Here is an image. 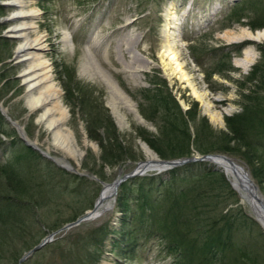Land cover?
<instances>
[{
  "label": "rangeland",
  "instance_id": "1",
  "mask_svg": "<svg viewBox=\"0 0 264 264\" xmlns=\"http://www.w3.org/2000/svg\"><path fill=\"white\" fill-rule=\"evenodd\" d=\"M8 1L10 0H0V107L11 121L23 127L29 140L39 139L41 144L38 147L45 149V133L41 132L38 136V125L35 122L37 113L29 115L26 104L27 87L23 82L22 71L28 64L17 60L20 39L8 32L17 24V21L10 18L14 7ZM239 1L241 0L29 1L27 8L38 13L33 20L35 30L31 35L40 36L44 40L41 58L50 68L51 79L68 107L69 125L80 144H83L85 137L90 142V146H83L84 156L80 166L77 167L74 163L77 167L75 170L84 174L67 170L30 147L34 151L31 154L19 128L7 120L0 110L4 123L2 129L5 130L0 135V161L10 165L21 157L23 167L34 170L29 175L33 177L32 180H43L48 185L47 188L52 187L49 186L52 185L50 183L56 182L54 194L44 191L45 202L35 209L44 226L47 223L52 225L56 218H69L76 212L81 216L92 209L104 189V182H114L134 170L137 161L147 160L146 146L162 159L135 132L136 128H143L148 130L152 138H161L162 130L161 124L159 127L157 123L158 119L151 121L142 113L144 110L152 116L150 114L154 102L149 96L152 93L147 91L154 86L152 83L165 80L166 86L163 87L176 97L184 110L193 106L200 116L209 120L215 130L228 131L226 116L241 111L239 82L244 80L260 59V45L264 46V28L251 29L246 24L247 19H243L245 23L231 20L230 10ZM66 31L69 34L68 44L63 40ZM257 34L260 38L254 39L252 36ZM239 45L241 48L237 50ZM168 49L177 52L178 61L183 66V75L177 73L171 76L166 68L165 54ZM246 50L254 55L251 63H245ZM86 64L89 66L88 71L84 69ZM103 74L114 79L129 94L142 121L133 111L121 108L120 112L125 120L119 122L112 110L111 93ZM102 107L108 109L118 134L124 140L123 144L127 148H133L138 160L127 158L112 166L102 161L99 144L89 138L87 132L88 114L93 116L95 111L102 112ZM58 155L60 154L52 152V156ZM233 157L241 160L242 162H238L251 172V166L245 159L241 156ZM170 170H152L147 175H162L167 178ZM131 179L133 178L127 180ZM73 180L79 181L76 183ZM90 180L97 184H91ZM254 180L257 182L255 178ZM259 188L264 196L263 188ZM119 190L120 187L114 195L111 209L84 221L90 223L89 227L109 222V229H115L106 237L97 264H170L171 257L165 253L164 244L158 237L144 240L130 257L117 254L112 242L121 234L116 232L120 228L119 219L117 227L113 225L117 216H121L117 204ZM234 190L238 193L242 207L256 219L252 206L243 201L240 193L235 188ZM90 202L94 203L89 207ZM25 213L23 211V216ZM261 227L264 230L262 225ZM55 230L45 228L47 233L41 237L39 224L31 226L27 234L13 241L15 249L22 250L23 256ZM67 231L58 233L55 237L64 235ZM36 241L39 242L30 249H25L28 243ZM44 248L45 246L38 251L40 254L37 255L36 252L30 257L36 255V261L30 264H63L61 250ZM7 256L0 264L14 263L11 254Z\"/></svg>",
  "mask_w": 264,
  "mask_h": 264
},
{
  "label": "trees",
  "instance_id": "2",
  "mask_svg": "<svg viewBox=\"0 0 264 264\" xmlns=\"http://www.w3.org/2000/svg\"><path fill=\"white\" fill-rule=\"evenodd\" d=\"M230 15L231 20L242 23L247 19L246 24L253 30L262 29L264 0H241L232 7ZM240 48L239 45L237 50ZM260 51V59L239 82L241 111L226 116L227 132L215 130L193 106L184 110L176 97L163 87L166 82L162 80L152 83L154 86L147 90L152 93L149 96L154 104L150 115L154 118L146 111L142 112L151 121L158 119L161 138H152L143 128H136V135L162 159L211 153L241 156L251 166L253 178L264 190L263 45H260ZM2 124L0 114V135L5 131ZM87 132L88 137L99 144L105 164L112 166L127 158L139 159L133 148L123 144L124 140L107 108L102 107V112L95 111L93 116L88 114ZM28 149L33 154L34 151L30 147ZM205 163L175 167L167 178L144 175L121 184L117 198L121 212L120 228L116 231L121 234L112 242L118 255L130 257L144 240L158 237L164 244L165 253L171 257L170 264H264L263 228L242 207L238 193L225 173ZM33 172V169L23 167L21 157L10 165L0 161V261L11 254L13 264L18 263L23 251L15 249L13 241L27 234L31 226L39 224L42 237L47 233L45 228L55 230L80 216L76 212L72 217L56 218L52 225L47 223L44 226L35 209L45 202L44 191L54 194L56 182L47 188L43 180H32L29 175ZM90 183L97 184L92 180ZM89 225L83 222L71 228L44 249L61 250L63 264H97L106 237L115 229H109V222ZM37 242H26L25 249H30ZM34 257L23 264L36 261Z\"/></svg>",
  "mask_w": 264,
  "mask_h": 264
},
{
  "label": "bare ground",
  "instance_id": "3",
  "mask_svg": "<svg viewBox=\"0 0 264 264\" xmlns=\"http://www.w3.org/2000/svg\"><path fill=\"white\" fill-rule=\"evenodd\" d=\"M30 0H10L7 3L14 7V12L11 13L10 18L17 21L9 29L11 36L18 37L20 44L17 47V60L19 62H27V67L22 71L23 82L26 84V104L29 108V115L35 114V122L38 125V136L41 132L45 133L43 145L46 147L42 149L46 154L52 156V152L60 154L53 156L57 162L63 164L71 169H77L80 166L81 160L84 156V147L90 146L87 137L83 139V144H80L75 131L69 125L70 112L68 107L65 106L62 97L59 93L57 86L53 83L50 75V68L46 61L42 60V50L44 49V40L40 36L32 37L31 33L35 30L34 18L38 13L33 9H28L27 6ZM63 40L65 44L69 43V34L64 33ZM254 39H259L260 35L252 36ZM165 62L166 68L173 74L180 73L183 75V70L180 62L178 61L177 52L171 49L166 50ZM42 57V58H41ZM254 55L245 51V63H251ZM164 61V60H163ZM84 65V64H83ZM85 71L89 70L88 64L84 66ZM168 71V72H169ZM111 93L110 104L114 114L118 117L119 122H124L125 116L122 114L121 108H126L133 111L138 119L142 121V117L137 113L136 105L132 98L125 92L119 84L107 76L102 75ZM181 78V77H180ZM16 123V122H15ZM21 133L23 127L16 123ZM24 137L32 142L34 145L41 144L39 139L35 141L29 140L26 135ZM147 160L150 162L149 170L162 169L163 165L157 155L147 146L145 147ZM77 164V167L74 166ZM213 164L218 165L228 176L233 187L240 193L242 200L247 201L253 208V212L258 220L264 227V210L257 200L250 194L249 182L246 180L245 171L247 168L237 161L238 166L223 156L215 158ZM241 166V167H239ZM251 178H253L250 172ZM115 195V188L112 185H107L101 192L99 198V205L96 209L97 212L111 209L113 198Z\"/></svg>",
  "mask_w": 264,
  "mask_h": 264
},
{
  "label": "water",
  "instance_id": "4",
  "mask_svg": "<svg viewBox=\"0 0 264 264\" xmlns=\"http://www.w3.org/2000/svg\"><path fill=\"white\" fill-rule=\"evenodd\" d=\"M0 110L2 111L3 115L7 118V120H9L12 124L16 125V123L14 121H11V119L6 115V112H5V110L2 107H0ZM24 134H25V132L23 131L22 132V139L25 141V143L28 146H30L31 148H33V149L37 150L38 152H40L44 157H46V158H48L50 160H53L54 162H56L62 168L74 171V172L79 173V174H84V173H80V172H78L75 169H71V168H69V167L57 162L56 159L53 156H51L49 154H46L40 147H38V146L34 145L32 142L28 141L24 137ZM220 156L228 158L229 160H231L235 164V166L239 165V164H237V161H240L239 159H237V158H235L233 156L227 155V154H220V153H212V154H205V155H193V156H187V157H184V158H175V159H160V162L163 165L162 169L167 170V169H171V168L178 167V166H183L185 164H189V163H193V162H211L212 163V161H214L215 158L220 157ZM136 164H137V166L135 167L134 170H132L131 172L126 173L123 176L117 178L114 182H112V183L104 182L103 183L104 187L107 186V185L114 186L115 195H116L120 185L124 181H126L129 178H133V177H136V176H143V175H146V174L149 173L148 170H149L150 162L148 160L137 161ZM214 165L216 166L217 169L222 170L218 165H216V164H214ZM239 167H241V166H239ZM156 170H157V172H161L160 171L161 169H156ZM244 171H245V176L247 177L246 180L249 182V186H250L249 192H250V194L257 200V202H259V204L261 205V208L264 210V196H263V194H262V192H261V190L259 188V185L257 184V182L253 178H251L250 170L248 169V167H247V170H244ZM99 198H100V196H99ZM99 198L95 202L94 207L92 209L87 210L83 215L79 216L75 220L70 221V222L64 224L63 226H61L60 228H58L57 230L51 232L49 235H47L45 238H43L38 244H36L34 247H32L27 252H25L24 255L19 259L18 264H23L33 254H35L36 252L41 250L49 242H52L54 240L56 234L61 233V232H65V231H67V230H69V229L81 224L82 222H84L86 220H90L92 218H96V217L102 215L103 211H100V212L96 211V209H97V207L99 205ZM114 200H115V197H114ZM256 219L258 220L257 217H256Z\"/></svg>",
  "mask_w": 264,
  "mask_h": 264
}]
</instances>
